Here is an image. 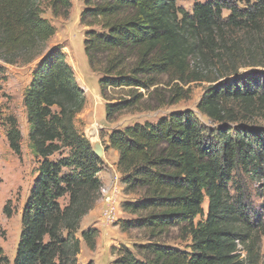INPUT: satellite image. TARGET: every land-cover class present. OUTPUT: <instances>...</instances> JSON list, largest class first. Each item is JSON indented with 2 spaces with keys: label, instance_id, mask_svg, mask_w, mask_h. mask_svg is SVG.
<instances>
[{
  "label": "trees",
  "instance_id": "16d2710c",
  "mask_svg": "<svg viewBox=\"0 0 264 264\" xmlns=\"http://www.w3.org/2000/svg\"><path fill=\"white\" fill-rule=\"evenodd\" d=\"M94 1L82 19L99 31L86 33L84 46L90 67L104 75L100 87L105 95L110 89L149 90L157 84L155 76H172L184 84L219 82L225 77L206 79L191 61L204 62L209 53L221 50L224 28L259 34L264 22V0L198 2L192 13L177 0ZM71 9L72 0H0V60L16 66L43 56L56 34L44 14L51 10L55 17L67 18ZM224 11L230 12L227 18ZM142 98L134 96L133 102ZM85 104L74 69L61 51L52 49L24 99L39 167L14 264H78L79 236L89 250L97 247L99 231H81L82 220L102 196L98 175L104 167L76 127ZM130 105L108 104L107 120ZM198 110L218 127L205 128L186 111L111 133L108 144L118 153L124 194L138 197L123 203V211L134 219L123 222L121 230L143 231L148 240L137 247L140 258L128 248L117 250L115 264H246L239 244L250 242L254 252L252 226L229 184L239 169L251 180L263 174L264 136L242 123L264 114V82L221 81L206 92ZM3 126L10 149L21 159L23 134L17 118H6ZM5 213L11 217L8 206ZM175 229L190 237L188 249L167 244ZM0 264H10L1 245Z\"/></svg>",
  "mask_w": 264,
  "mask_h": 264
},
{
  "label": "rangeland",
  "instance_id": "374dc122",
  "mask_svg": "<svg viewBox=\"0 0 264 264\" xmlns=\"http://www.w3.org/2000/svg\"><path fill=\"white\" fill-rule=\"evenodd\" d=\"M212 0H177V5L192 13L196 3ZM94 0H72V9L67 18L55 17L47 10L44 17L56 28L55 36L46 44V49L40 58L31 64L9 65L0 60V245L10 264H14L18 245L23 231V212L34 182L38 176V160L32 152L29 142V125L24 106L25 94L31 84L33 75L39 68L44 56L52 49L61 51L67 62L74 69L77 82L84 92L86 104L84 110L77 116L76 127L93 145L95 151L104 162L100 173L104 181L103 189L113 194V201L107 202L104 193L94 209L84 217L81 231L95 228L99 231L97 247L94 251L87 248L82 237L81 254L78 264H115L118 259L117 250L128 248L138 258L137 247L148 244V240L140 230L124 233L121 230L123 222L134 219L125 213L122 205L125 202H137L138 197L124 194L122 175L118 171V153L111 149L108 142L114 130H123L128 126L146 122L156 123L163 117L174 112H193L205 128H216L208 117L200 113L198 105L206 92L221 81L234 83L253 78L264 82V22L262 32L256 33L244 30L225 29L222 31L226 40L224 47L208 54V59L191 61L193 70L198 69L206 79H220L210 83L209 80L194 81L184 84L174 80L172 76H155L157 83L149 90L110 89L106 95L102 93L100 80L104 77L90 67L85 52L84 41L86 33L97 28L83 24L82 14ZM242 9L245 3L239 4ZM230 12L224 11L223 18ZM90 22V20H87ZM221 58V59H220ZM222 59L224 61H222ZM233 73V74H232ZM251 81H248V83ZM180 94V98L177 94ZM143 95L139 102H133L134 96ZM131 102L125 110L107 120L106 107L108 104ZM14 116L19 122L23 134L20 159L9 147L6 127L3 122ZM242 126L253 129L255 133L264 136V114L242 123ZM93 130V135H91ZM60 156L52 158L56 161ZM229 189L235 202L242 203L253 229L255 240L254 252L249 251L250 242L239 244L238 254L246 264H264V166L263 174L258 179H250L243 170L239 169ZM8 206L11 217L5 213ZM208 202L204 204L205 216ZM205 216L203 219H205ZM198 218L196 221L201 220ZM170 246L186 250L191 246V239L179 230H173L169 239Z\"/></svg>",
  "mask_w": 264,
  "mask_h": 264
},
{
  "label": "built area",
  "instance_id": "2783aa9c",
  "mask_svg": "<svg viewBox=\"0 0 264 264\" xmlns=\"http://www.w3.org/2000/svg\"><path fill=\"white\" fill-rule=\"evenodd\" d=\"M102 192L104 193V199L107 201V202H112L113 201V194L109 193L107 191V189H102Z\"/></svg>",
  "mask_w": 264,
  "mask_h": 264
},
{
  "label": "crops",
  "instance_id": "0c3cea01",
  "mask_svg": "<svg viewBox=\"0 0 264 264\" xmlns=\"http://www.w3.org/2000/svg\"><path fill=\"white\" fill-rule=\"evenodd\" d=\"M99 175H100V174H99ZM99 175H98V178H99ZM99 179H100V181L104 184V181L102 180V178L100 177Z\"/></svg>",
  "mask_w": 264,
  "mask_h": 264
},
{
  "label": "water",
  "instance_id": "95a60500",
  "mask_svg": "<svg viewBox=\"0 0 264 264\" xmlns=\"http://www.w3.org/2000/svg\"><path fill=\"white\" fill-rule=\"evenodd\" d=\"M93 132H94V131H93V130H91V132H90V133H91V135H93ZM94 150H95V149H94ZM95 152H96V151H95ZM96 153H97V152H96ZM97 154H98V153H97ZM98 155H99V154H98Z\"/></svg>",
  "mask_w": 264,
  "mask_h": 264
}]
</instances>
